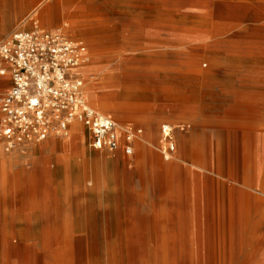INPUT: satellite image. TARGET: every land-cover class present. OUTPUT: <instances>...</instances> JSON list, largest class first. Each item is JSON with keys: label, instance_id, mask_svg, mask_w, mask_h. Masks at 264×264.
<instances>
[{"label": "rangeland", "instance_id": "rangeland-1", "mask_svg": "<svg viewBox=\"0 0 264 264\" xmlns=\"http://www.w3.org/2000/svg\"><path fill=\"white\" fill-rule=\"evenodd\" d=\"M43 1L0 0V40L18 29L38 25L51 32H61L72 40L84 41L90 48L92 61L82 66L84 71L78 69L77 74L84 79V91L90 103L120 122L142 127L143 136L154 123L153 135L151 138L146 136L152 143L138 138L130 156L123 150L117 153L96 150L90 145V131L83 128L85 148L72 140L74 145L71 143L72 148L68 149L66 145L76 129L71 128L67 136L52 135L38 146L5 151L0 144V218L8 213L6 207L13 206L19 211L17 215L23 213L22 217L26 218L25 213L29 214L31 231L40 224L56 229L58 222L59 229L66 233V244L60 251L63 258L50 249V243L44 259L32 256L29 264H60L63 260L65 264H132L130 258L134 253L137 257L134 263L145 264L148 260L138 258L142 240L148 244L145 245L147 251L143 249L142 252H155L153 259L150 255L148 259L157 264L158 232L156 229L155 233H150L149 227H156L158 214L175 211L173 202L178 204L177 199L183 194L176 186V180L161 174L154 164L148 163L153 153L165 164L177 162L175 159L164 160L160 155L161 125L189 122L191 126L183 129L189 138V148L193 141H198L212 152L214 142L226 143L227 129L221 130L216 123L226 121L223 109L234 106V102L225 98L222 89L233 85L232 76L242 67L234 59L222 56L219 60L207 53L202 58L199 76L184 70H169L176 62L171 56L177 50L171 48L178 47V42L185 38H206L209 32L208 23L196 19L199 14L195 12L189 13L190 19H179L176 15L178 0H67L63 10L83 12L81 16L72 17L59 16L55 9H45L46 5L56 1L46 0L35 19L23 22ZM213 39L220 41V37ZM169 45L172 47L164 51L163 48ZM160 52L165 54L160 55ZM241 63L244 67L249 64L247 61ZM111 80L135 87L179 91L186 98L174 100L156 91L153 97L137 102L139 111H104L96 103L101 100V94L111 89L108 86ZM9 88L0 89V94ZM254 109L255 115L264 114V105ZM179 129L174 130V135L183 151ZM41 147L46 149L45 156L34 155L28 161L14 157L17 152H36ZM190 151L186 152V167L190 165ZM115 158L121 159V165L105 166L106 160ZM93 173L99 178V186L92 191L88 182L93 179ZM42 212L46 213V218H37L36 215ZM57 212L63 214L60 221ZM3 220L0 219L1 227ZM148 223L151 224L148 226ZM72 231L76 233L72 234ZM52 236L49 234L48 239ZM12 259L10 263L14 262ZM8 262L9 257L0 248V264Z\"/></svg>", "mask_w": 264, "mask_h": 264}, {"label": "bare ground", "instance_id": "bare-ground-1", "mask_svg": "<svg viewBox=\"0 0 264 264\" xmlns=\"http://www.w3.org/2000/svg\"><path fill=\"white\" fill-rule=\"evenodd\" d=\"M66 1L56 0L45 6V0L23 22L35 19L44 6L45 9L57 10L59 16L63 17L83 15L79 10H63ZM177 2L176 15L180 20L190 19L189 13L195 12L199 14V17L194 15L196 19L208 23L209 32L206 38H185L178 42V47L171 48L169 45L163 48L164 51L170 48L177 50L171 56L176 62L169 70H184L199 76L202 58L207 53L219 60L222 56L234 59L242 69L232 76L233 85L222 89L225 98L234 102V106L223 109L226 121L216 123L221 130L227 129L226 143L214 142L212 152L198 141H193L192 148H189V138L183 131L191 126L189 122H166L161 125L160 155L164 160L175 159L177 162L165 164L159 155L153 153L148 163L154 164L161 174L176 180V186L183 194L177 199L178 204L173 202L176 209H172L175 211L158 214L156 227H149L150 233H155L156 229L158 232V243L155 244L157 264H264V114H254V108L264 105V0ZM190 8L193 11H188ZM215 37H220V41H213ZM164 54L160 52V55ZM242 61L249 64L244 67ZM79 70L84 71V68ZM11 82L9 74L0 73V89L10 87ZM108 83L111 89L101 94V100L96 103L104 111H139L137 102L153 97L156 91L174 100L186 98L183 92L166 88L135 87L127 82L118 84V80ZM154 126L153 123L147 134L150 138ZM176 128H180L183 151L175 139ZM147 135L140 137L146 143H152ZM72 140L85 148L86 134L83 128L75 129V134L66 145L68 149L74 145ZM119 140L122 143V130L119 131ZM144 149L147 150L146 147ZM188 149L191 150L190 165L186 167ZM121 162L118 158L108 159L105 166L121 165ZM181 176L184 179L179 184ZM92 178L88 183L93 191L99 186V178L96 173L92 174ZM23 192L26 193V190ZM5 209L8 213L0 218L5 219L3 226H0V248L9 257V262L5 264H29L32 256L44 259L50 243L52 247L49 248L63 258L60 251L66 244V233L59 229L58 222L55 223L56 229L40 224L31 231L29 214L25 213L24 218L23 213L21 216L16 214L19 211L13 206ZM36 216L45 219L46 213ZM75 233L72 231V234ZM49 234L53 235L50 240ZM146 242H139L138 258L148 260L145 264H156L148 259V255L152 258L155 252H142L146 250ZM136 258V253L131 255L132 264H136ZM59 263L65 264L64 260Z\"/></svg>", "mask_w": 264, "mask_h": 264}, {"label": "built area", "instance_id": "built-area-1", "mask_svg": "<svg viewBox=\"0 0 264 264\" xmlns=\"http://www.w3.org/2000/svg\"><path fill=\"white\" fill-rule=\"evenodd\" d=\"M90 60L83 41L38 26L0 41V70L12 79L10 89L0 94V144L5 151L37 146L52 135L67 136L71 128H85L94 149L133 154L143 129L122 125L90 104L84 79L75 73Z\"/></svg>", "mask_w": 264, "mask_h": 264}, {"label": "crops", "instance_id": "crops-1", "mask_svg": "<svg viewBox=\"0 0 264 264\" xmlns=\"http://www.w3.org/2000/svg\"><path fill=\"white\" fill-rule=\"evenodd\" d=\"M35 24H37V23H35ZM38 26V25H37ZM36 27V25L33 27V28H35ZM33 28H30V29H18V30H31V29H33ZM43 29H45V28H43ZM18 30H16V31H18ZM50 31V30H49ZM15 32V31H14ZM1 41V40H0ZM84 42V41H83ZM85 43V42H84ZM86 44V43H85ZM87 45V44H86ZM88 46V45H87ZM88 48H89V46H88ZM89 51H90V48H89ZM90 55H91V51H90ZM92 61V55H91V60L89 61V62H91ZM89 62H86V63H84V64H82L80 67H78L76 70H75V73L77 74V70L79 69V68H81L83 65H85V64H88ZM2 75H4V74H9L10 75V73L9 72H6V73H1ZM78 75V74H77ZM79 76V75H78ZM11 77V76H10ZM80 77H82V76H80ZM11 81H12V79H11ZM11 84H12V82H11ZM10 87H11V85H10ZM10 89V88H9ZM88 98V97H87ZM89 100V99H88ZM90 102V101H89ZM91 104V103H90ZM92 105V104H91ZM93 106V105H92ZM95 107V106H94ZM96 108V107H95ZM97 109V108H96ZM99 110V109H98ZM101 111V110H100ZM102 112V111H101ZM116 119V118H115ZM117 120V119H116ZM119 123H120V121L119 120H117ZM122 123V125H128V124H131V125H134V126H136L134 123H131V122H128V123H123V122H121ZM136 127H138V126H136ZM140 128H142V127H140ZM45 141V140H44ZM43 141V142H44ZM122 143H123V140H122ZM41 144V143H40ZM39 145V144H38ZM37 145V146H38ZM46 149L45 148H43V147H41V148H39L38 149V151L36 150V152L33 150V151H31V150H26V152L23 150V151H21V152H17V153H15V155H14V157L16 158V159H22L23 160V158L25 159V160H30V159H32V157L31 156H34V155H38V156H45L46 154H47V152L45 151ZM49 150V149H48ZM122 150V149H121ZM120 151V150H119ZM118 151V152H119ZM117 153V152H116ZM134 153V152H133ZM56 214V213H55ZM62 215L63 214H60L59 212H57V214H56V216L58 217L57 218V220H59L60 221V217H62ZM47 218H49L48 216H47Z\"/></svg>", "mask_w": 264, "mask_h": 264}]
</instances>
